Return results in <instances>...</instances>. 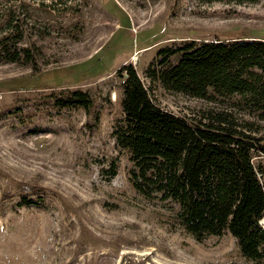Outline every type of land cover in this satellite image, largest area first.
I'll list each match as a JSON object with an SVG mask.
<instances>
[{"label":"rangeland","instance_id":"rangeland-1","mask_svg":"<svg viewBox=\"0 0 264 264\" xmlns=\"http://www.w3.org/2000/svg\"><path fill=\"white\" fill-rule=\"evenodd\" d=\"M238 38L264 41V0H0V264H264L229 232L199 242L175 203L139 193L114 136L124 66L190 122L233 110L235 99L169 91L148 69L163 49ZM252 162L264 184V156Z\"/></svg>","mask_w":264,"mask_h":264},{"label":"trees","instance_id":"trees-1","mask_svg":"<svg viewBox=\"0 0 264 264\" xmlns=\"http://www.w3.org/2000/svg\"><path fill=\"white\" fill-rule=\"evenodd\" d=\"M175 56L177 63L168 65ZM119 75L125 119L114 136L132 155L135 189L175 203L180 225L199 242L229 232L245 258L263 260L264 184L252 160L254 152L264 156V127L255 128L264 123V41H190L159 51L148 69L152 81L198 99H235L233 110L199 122L157 106L134 66ZM72 96L90 107L88 94Z\"/></svg>","mask_w":264,"mask_h":264}]
</instances>
